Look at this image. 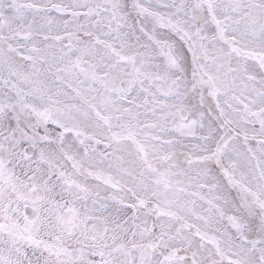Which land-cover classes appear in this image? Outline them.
<instances>
[{
    "label": "snow or ice",
    "instance_id": "1",
    "mask_svg": "<svg viewBox=\"0 0 264 264\" xmlns=\"http://www.w3.org/2000/svg\"><path fill=\"white\" fill-rule=\"evenodd\" d=\"M0 264H264V0H0Z\"/></svg>",
    "mask_w": 264,
    "mask_h": 264
}]
</instances>
